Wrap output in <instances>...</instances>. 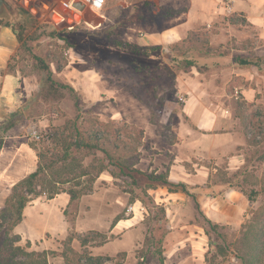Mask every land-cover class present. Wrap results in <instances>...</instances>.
<instances>
[{"label":"rangeland","instance_id":"374dc122","mask_svg":"<svg viewBox=\"0 0 264 264\" xmlns=\"http://www.w3.org/2000/svg\"><path fill=\"white\" fill-rule=\"evenodd\" d=\"M6 1L13 9L10 15L19 12L20 8H23L25 13H29L26 15L19 12L21 13L19 18L25 25L26 32L23 34L19 30L12 32L16 40V36L19 35L20 41L17 40V49L8 60L5 70V73L14 76L18 81L15 90L16 109L11 113L22 108L28 98L34 95L24 115L27 119L8 135L17 132L21 136L29 137L28 128L35 126L41 137L39 140L29 137L28 144L33 156L36 162L38 154H44L47 158L50 156L46 146L48 131L61 127L65 120L75 117V101L69 94H65L58 101L45 102L39 99L38 93L44 73L35 70L32 63L35 55L54 53L55 57H59L61 54L65 67L61 73L54 76L74 88L79 104L84 109L91 110L90 115L97 116L102 122L114 120L134 125L143 131L144 143L139 149V162L136 168L145 175L155 174L160 169V165L169 169V166L163 162L166 161L164 158L155 163V156L161 153L160 150H163L165 145L180 140L172 130V125L175 123L177 126L179 123L175 119L181 114V121L190 127L193 126L188 116L181 113L185 103L180 101V98L187 96L182 94V97L174 87L178 97L176 95L163 97L162 88L175 86L178 77H187L191 72L195 74L198 71L195 68L188 73L172 71V76L173 74L175 76L171 77L167 70L162 72L159 68V71L151 74V77L158 78L153 82L148 81L149 79L143 80L148 84L139 87L138 80L144 76V72L142 70L138 76H134V71L136 68L144 69L143 65L147 61L139 60L136 63L130 52L119 50L113 45L115 39L122 41L127 39L125 37L127 27L122 26L126 21L135 18V15L151 16L153 10L151 5H145L142 0H105L101 14L89 15L87 20L81 21L72 32L61 34L62 36L66 34L72 45V48L67 49L63 42L55 37L57 35L55 32L60 33L75 21L78 22L80 20L78 14L74 15L69 10H63L57 0ZM225 2H229L231 6L236 4L240 8H245L247 0H223V3ZM127 5V8H123ZM57 11L67 14L68 18L65 22H61ZM233 12L224 13L225 15L220 16L211 25L192 30L190 32V35H193L192 44H181L179 48L188 52L187 56L196 60L201 68L198 79L191 81L203 84L201 85L203 94L196 95L203 96L207 100L208 107L212 105L211 108L221 114L226 111V114L236 120L234 127L240 144L236 153L241 155L243 160L242 165L237 166L241 169L246 165V173L249 175L243 188H252L259 193L255 202L251 204L242 197L245 209L242 225L248 222L253 213L256 214L259 209L264 208V158L262 162L258 160L264 153V73H258L255 68L236 67L233 57L247 56L248 52L235 50L234 45L248 42L252 46V54L262 55L264 37L259 30L251 27L245 13ZM262 12L264 13V8ZM233 14L244 22L230 25L228 19ZM6 15L9 14L0 17L3 20L0 21V28H3ZM164 15L166 13L156 12L155 18ZM118 27L122 28L116 31ZM111 30L114 32L112 33ZM168 47L161 46L162 59L166 67H169V51L166 50ZM175 51L177 52V49ZM51 68L54 71V67ZM84 71L85 73L82 74L81 72ZM118 75L126 79L128 86L135 85L134 90L136 89L139 98L119 88L124 93L115 96L105 90L104 86L109 83L108 81H113L109 84L115 85ZM69 81H73L74 85ZM152 85L158 88L155 93L150 94L148 92ZM161 97L162 102L158 101ZM155 132L159 136L156 144ZM177 150L181 154L191 156V160L183 164L185 172L191 178L197 173L195 171L197 167H203L209 176H213L217 170L219 173L227 174L237 171L228 169L230 166L227 154L221 151L215 152L214 156L200 158L196 151L185 145L179 144ZM216 154L218 156H215ZM162 155L165 156L164 153ZM90 160L86 159L82 164L86 166ZM165 169L159 170L157 174L164 173ZM137 177L141 185L147 184L145 176ZM128 191L126 181L114 180L107 173L101 174L89 194L66 208L67 236L64 239L44 236L39 241H30L29 251L53 248L49 250L52 254L48 257V264H137L138 262L159 264L157 251L161 252L164 264H241L235 257L234 245L229 246L225 256L217 255L215 249L216 244L220 246L233 244L239 237L241 225L222 223L223 229L212 235L210 241L204 234L201 221L197 219L193 202L184 194L170 195L165 187L153 184L148 194L154 200L157 206L155 208L149 204L148 207L143 206L139 201L131 203ZM217 191L215 189L214 193ZM41 199L45 202L49 200L45 196ZM163 214L164 221L161 219ZM117 216L122 220L112 227V222ZM158 240L160 244H157ZM20 245L23 247L26 245L24 237ZM261 264H264V252Z\"/></svg>","mask_w":264,"mask_h":264},{"label":"trees","instance_id":"16d2710c","mask_svg":"<svg viewBox=\"0 0 264 264\" xmlns=\"http://www.w3.org/2000/svg\"><path fill=\"white\" fill-rule=\"evenodd\" d=\"M145 5L147 4L145 3ZM19 12L29 15V13H25L23 8H20ZM19 12L13 15H6L3 27L9 28L12 32L19 30L23 34L26 32V27L19 18L21 14ZM165 16H168V14ZM29 18L33 19L32 17ZM133 18L126 21L122 26L128 27ZM0 21L3 20L0 19ZM228 22L230 25H238L244 21L237 18L236 14H233L228 19ZM75 27L67 28L60 33L55 32L57 33L55 37L62 41L67 49L72 48V45L66 34L63 36L61 34L72 32ZM120 28H116V31ZM111 32L113 33L114 31L111 30ZM192 36L189 32L181 43L166 48L169 51V67H166L162 59L161 46H141L118 39L113 41V45L119 50L130 52L134 56L136 63L139 60L142 62L147 61L143 65L144 69L136 68L134 71V76H138L143 70L144 76H141L138 82L139 87H144L145 84H148V82H145L147 81L146 79L153 82L155 78H158L151 77V74L159 71V68L162 72L167 70L171 77L175 76L174 74L172 76V71L188 73L192 68H195L198 72L201 70L196 60L187 56L188 52L179 48L181 44H192ZM16 37L20 41L19 35ZM234 47H236L235 50L248 52L247 56L236 55L233 57V63L236 67L242 69L255 68L258 73H264V52L262 55L252 54V46L248 42L234 45ZM175 49H177V52H174ZM55 55L54 53H45L43 56H33V68L38 72L44 73V78L40 83L38 98L45 102L49 100L58 101L65 94H69L74 98L76 114L73 119L65 120L61 127L48 131L46 146L47 153L50 156L47 158L44 154L37 155L38 161L36 162L35 170L12 187L4 207L0 210V264H48V257L52 252L29 251L30 243L27 242L24 247L21 246L20 237L13 233V229L22 220L23 209L32 200L43 196L47 197V199H52L59 194L68 196L67 208H69L71 204L92 191L94 183L103 173L109 174L114 180L126 181L129 187L128 193L131 197V203L139 201L146 207H148V204L151 207H157L148 194V190L153 184L165 187L168 193L184 194L186 198L193 202L197 219L201 221L204 234L210 241L212 240V235L219 233L218 230L223 229V226L222 224L213 223L200 210L196 199L197 194L203 193L224 201L225 192L234 190L240 193L248 203L255 202L259 193L252 188H243L244 182L249 177L246 173L247 167L245 164V166L232 174L219 173L217 170L213 176H209L203 186L196 187L172 182L168 179L167 173L145 175V173L138 170L136 165L139 162V149L143 147L144 143L143 131L134 125L114 120L102 122L97 116L90 115L91 110H86L79 104L74 88L55 78L54 75L61 73L65 67L61 54L59 57H55ZM155 62H157L156 65ZM51 66L54 67V71ZM116 81L115 85L119 89H123L131 93L135 98H139L135 91L136 89L134 90L136 88L135 85L128 86L126 79L120 75L117 76ZM121 81H123L121 85H118ZM108 82L113 83V81ZM157 88L158 86L152 85L148 93H155ZM174 89V85L162 88V96L172 97L173 95L175 97L176 92ZM176 96L178 97V95ZM33 97L34 95L32 94L22 108L7 115L0 122V150L9 132L27 119L24 115L26 110L29 109L28 103L33 100ZM161 100L162 97L158 98V101L162 102ZM263 158L264 153L258 159L259 162H262ZM86 159L91 160L85 166L82 162ZM138 175L146 177V185L140 184ZM215 189L218 190L217 193H214ZM64 216H66V211H64ZM164 217L163 214L161 218L163 221ZM120 220L122 218L117 216L111 226L114 227ZM223 240L226 241L224 237ZM157 244H160V240H158ZM231 245H234L235 257L241 264H261L264 252V208L259 209L256 214L253 213L248 222L240 226L239 237L233 244L228 243L225 246L216 244L217 255L225 256ZM156 255L158 256L159 264H164L161 252L157 251ZM137 264H142V262Z\"/></svg>","mask_w":264,"mask_h":264},{"label":"crops","instance_id":"0c3cea01","mask_svg":"<svg viewBox=\"0 0 264 264\" xmlns=\"http://www.w3.org/2000/svg\"><path fill=\"white\" fill-rule=\"evenodd\" d=\"M142 1L147 5H151L153 8L152 14L144 17L135 15L131 24L126 28L125 37L127 39L124 40L141 46L168 47L181 43L189 32L200 26L215 23L225 13L223 0ZM128 5L123 8H127ZM232 6L230 7L232 12L245 13L251 27L259 30L261 36L264 37V13L262 12L264 0H247L245 8H240L234 4L233 10ZM162 8H164L163 11ZM156 12H159V14L166 13L168 16L165 17L164 15L156 19ZM16 49L17 40L12 31L6 27L0 28V122L5 119L7 113H11L16 109L15 90L18 87V81L14 76L5 73L8 60ZM81 73L83 74L85 71ZM191 75L178 77L174 87L179 94L187 96V98H184L182 95L185 104L182 106L181 113L188 116L193 127L184 124L181 121L182 115L179 114L178 118L175 119L179 123L177 126L174 123L172 130L180 140L177 143L165 145L164 149L160 150L161 153L155 156V163L164 158L166 161H162L169 166V169H165L160 165L158 171L165 169L164 173H167L168 179L172 182L196 187L203 186L209 175L203 167H197L195 170L197 173L192 178L185 172L183 164L190 161L191 156L181 154L177 150L179 144L196 151L200 158L214 156L217 151L227 154L229 170H238L240 167L237 165H242L243 160H241L242 156L236 153L237 148L240 146L234 127L236 120L226 114V111L221 114L212 109V105L208 107L207 100L203 96L196 95L197 93L203 94L201 86L203 84L201 82H198V84L191 82L198 79L199 73L194 74V72H191ZM69 82L74 85L73 81ZM104 87L107 92L112 93V96L124 93L123 90H119L117 86L109 83ZM217 107L219 108V106ZM29 140V137L13 132L3 142V147L0 150V210L4 207L12 187L36 168V160L28 144ZM158 140L159 136L155 132V144ZM215 156H218V154ZM169 194L176 195L179 193ZM224 197L225 200L223 201L220 198H212L199 193L196 199L200 210L213 223L240 226L245 212L242 204L243 196L234 190H228L225 192ZM68 202L69 199L66 194H59L46 202L41 198L32 200L23 209L22 220L13 229V233L20 237V241L24 237L26 243L39 241L44 236L64 239L67 236L68 228L64 211ZM39 249L49 251L53 248Z\"/></svg>","mask_w":264,"mask_h":264},{"label":"built area","instance_id":"2783aa9c","mask_svg":"<svg viewBox=\"0 0 264 264\" xmlns=\"http://www.w3.org/2000/svg\"><path fill=\"white\" fill-rule=\"evenodd\" d=\"M59 6L63 10H69L73 14H78L80 16V20L70 26L68 28H74L76 25H78L81 21L85 22L87 20V17L89 15H99L102 13L104 6H105V0H57ZM75 2H79L83 5L82 10L76 9L73 4ZM223 8L225 13H231V8L229 2L223 3ZM57 15L59 16L61 22H65L68 18L67 14L63 13L62 11H57ZM180 101L184 102V98H180ZM28 135L31 139L39 140L40 135L37 133L35 126H31L28 128Z\"/></svg>","mask_w":264,"mask_h":264},{"label":"water","instance_id":"95a60500","mask_svg":"<svg viewBox=\"0 0 264 264\" xmlns=\"http://www.w3.org/2000/svg\"><path fill=\"white\" fill-rule=\"evenodd\" d=\"M6 13L12 14L13 9L6 0H0V17L5 15Z\"/></svg>","mask_w":264,"mask_h":264},{"label":"bare ground","instance_id":"6f19581e","mask_svg":"<svg viewBox=\"0 0 264 264\" xmlns=\"http://www.w3.org/2000/svg\"><path fill=\"white\" fill-rule=\"evenodd\" d=\"M73 6L75 7V8H77V9H79V10H82L83 9V5L81 4V3H79V2H75L74 4H73ZM75 15V14H74ZM78 16V15H77ZM78 18H79V16H78ZM56 19V18H55Z\"/></svg>","mask_w":264,"mask_h":264}]
</instances>
